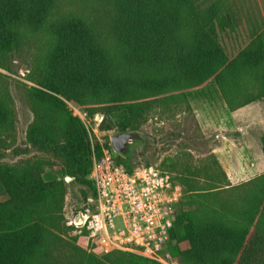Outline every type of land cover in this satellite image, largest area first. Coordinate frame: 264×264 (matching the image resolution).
Wrapping results in <instances>:
<instances>
[{
    "label": "trees",
    "instance_id": "obj_1",
    "mask_svg": "<svg viewBox=\"0 0 264 264\" xmlns=\"http://www.w3.org/2000/svg\"><path fill=\"white\" fill-rule=\"evenodd\" d=\"M207 1L0 0V70L13 73L18 60L27 82L0 71V149L11 143L14 86L34 117L27 141L62 159L86 198L92 155L104 149L91 147L66 102L138 141L151 112L179 109L187 91L209 82L229 112L264 100V27L245 37L231 0ZM204 163H172L184 199L170 254L179 264H264V172L232 185L213 154ZM42 172L0 169V264H157L124 252L98 258L65 239L66 178L45 182Z\"/></svg>",
    "mask_w": 264,
    "mask_h": 264
},
{
    "label": "rangeland",
    "instance_id": "obj_2",
    "mask_svg": "<svg viewBox=\"0 0 264 264\" xmlns=\"http://www.w3.org/2000/svg\"><path fill=\"white\" fill-rule=\"evenodd\" d=\"M211 2L213 0H208L207 4ZM230 10L244 30L242 35L251 36L254 26L260 23L254 0H231ZM13 70V73L0 71L13 80L27 83L23 80L25 67L18 60L14 61ZM10 92L14 103V124L12 137L7 138V142L11 143L0 149V169L10 166L21 169L40 167L45 182L66 178L62 159L33 147L27 141L29 127L34 120L33 113L20 90L11 86ZM187 100V104L163 115L157 111L151 112L137 129L140 139L131 140L127 144L126 154L124 151L117 153V158L127 159L133 168L154 165L176 176L179 167L173 166L175 161L200 167L213 154L227 177L237 182L232 185L264 172V100L250 104L251 107L236 115H229L213 82L187 91ZM66 107L83 122L93 149L98 144L104 150H110L104 145L110 147V136L118 134L119 127L114 119L101 113L90 116L86 109L73 102H66ZM96 155L93 153V158ZM66 186L62 209L64 219L79 209L85 199L84 194L89 193L86 185L73 182L70 178H66ZM180 188L184 199V191ZM5 199L6 196L0 191V203ZM62 235L76 244L69 230Z\"/></svg>",
    "mask_w": 264,
    "mask_h": 264
},
{
    "label": "built area",
    "instance_id": "obj_3",
    "mask_svg": "<svg viewBox=\"0 0 264 264\" xmlns=\"http://www.w3.org/2000/svg\"><path fill=\"white\" fill-rule=\"evenodd\" d=\"M112 148L93 158L94 193L65 216V226L87 252H124L157 264H179L170 254L171 231L182 201L173 176L158 166L128 170Z\"/></svg>",
    "mask_w": 264,
    "mask_h": 264
},
{
    "label": "water",
    "instance_id": "obj_4",
    "mask_svg": "<svg viewBox=\"0 0 264 264\" xmlns=\"http://www.w3.org/2000/svg\"><path fill=\"white\" fill-rule=\"evenodd\" d=\"M130 139L131 137L128 134H117L110 136L109 144L115 153L121 154L127 147Z\"/></svg>",
    "mask_w": 264,
    "mask_h": 264
},
{
    "label": "crops",
    "instance_id": "obj_5",
    "mask_svg": "<svg viewBox=\"0 0 264 264\" xmlns=\"http://www.w3.org/2000/svg\"><path fill=\"white\" fill-rule=\"evenodd\" d=\"M256 7H257V11H258V19L260 20V25H262L264 27V0H254ZM251 107L250 105H247L243 108H240L234 112H227L229 113V115H236V113H239V111H243L244 109H247ZM263 163V162H262ZM228 180L230 181L231 184H235L237 182H234L230 177H228Z\"/></svg>",
    "mask_w": 264,
    "mask_h": 264
}]
</instances>
